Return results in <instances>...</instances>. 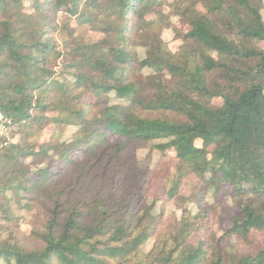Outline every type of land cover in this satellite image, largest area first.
<instances>
[{"label":"trees","instance_id":"trees-1","mask_svg":"<svg viewBox=\"0 0 264 264\" xmlns=\"http://www.w3.org/2000/svg\"><path fill=\"white\" fill-rule=\"evenodd\" d=\"M0 109L2 264H264V0H0Z\"/></svg>","mask_w":264,"mask_h":264},{"label":"rangeland","instance_id":"rangeland-1","mask_svg":"<svg viewBox=\"0 0 264 264\" xmlns=\"http://www.w3.org/2000/svg\"><path fill=\"white\" fill-rule=\"evenodd\" d=\"M166 33H168L169 35L166 36ZM163 39H164V41L169 42V41L172 39V34H171V32H170V31H166V32H164V34H163ZM170 48H171L172 50H175V49H176V44H175V43H171V44H170ZM49 132H50V131H47V132H45V134L48 135ZM144 157H145L144 152H143V151H140V152L138 153V158H139V161H140L141 163H142V161L144 160ZM156 160H158L157 157H154V158H153V163H152V165H154V163L156 162ZM156 192H157L158 195H162V187H161L160 184H158V185L156 186ZM191 210H192V212H194V208H191ZM165 212H166V213H175L177 216H179V212L176 211V210H174L173 207H166V208H165ZM24 230H26V228H25ZM213 230H214V232H215V234H216L217 236L221 235V231H220V228H219L218 225H215L214 228H213ZM196 239H197L196 237H193V241H195ZM149 244H150V243H149ZM148 246H149V245H148ZM148 246H147V247H148Z\"/></svg>","mask_w":264,"mask_h":264},{"label":"built area","instance_id":"built-area-1","mask_svg":"<svg viewBox=\"0 0 264 264\" xmlns=\"http://www.w3.org/2000/svg\"><path fill=\"white\" fill-rule=\"evenodd\" d=\"M12 120L0 109V148L8 146L12 142Z\"/></svg>","mask_w":264,"mask_h":264},{"label":"clouds","instance_id":"clouds-1","mask_svg":"<svg viewBox=\"0 0 264 264\" xmlns=\"http://www.w3.org/2000/svg\"><path fill=\"white\" fill-rule=\"evenodd\" d=\"M173 22H175V20H174ZM167 35H169V34H168V33H166V36H167ZM177 43H179V41H177ZM0 264H2V262H0Z\"/></svg>","mask_w":264,"mask_h":264}]
</instances>
